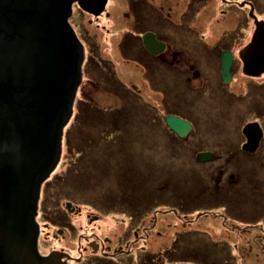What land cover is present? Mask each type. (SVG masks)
Here are the masks:
<instances>
[{
    "label": "rangeland",
    "instance_id": "obj_1",
    "mask_svg": "<svg viewBox=\"0 0 264 264\" xmlns=\"http://www.w3.org/2000/svg\"><path fill=\"white\" fill-rule=\"evenodd\" d=\"M211 1L220 17L219 11L225 5L221 0ZM257 3V12L264 16V0ZM184 8L185 4L180 10ZM230 16L229 20L219 23L218 30H194L202 32L203 40L192 30H169V33L180 31L186 36L184 41L179 34L181 48L185 58L203 71L205 86L193 89L187 81L181 80L183 72L177 71V75L169 71L157 85L166 92L165 99L149 87L146 75L140 74L134 66L136 61L127 60L129 57L120 51L119 30H80L78 39L83 47V61L73 117L65 129L59 160L42 181L44 196L47 188L50 190L49 208L55 210L53 216L58 219L61 215V221L53 223L70 224L71 228L57 242L49 237L45 241L49 247L64 246L78 256L83 239L109 236L114 241L125 240V236L131 238L137 228L141 236H147L146 245L153 247L154 258L163 259L162 264L184 258L180 256L192 259L188 252L196 253L200 249L196 242L202 244L201 255L207 258L205 264H264V146L253 155L247 154L237 143L241 136L236 131L248 119L257 116L264 119V84L260 96L253 93L240 97L239 92L247 85L243 81L233 82L228 87L233 93L228 91L216 81L213 54L208 47L223 36H229L230 41L226 42L232 46L246 42L249 35H245L244 30H224L230 21L236 20L237 14ZM83 18L86 21V15L80 19L83 21ZM228 32H232L231 37ZM101 56L110 70L104 68L99 72L95 69L94 59ZM259 80H264V74ZM131 83L139 84L140 88L144 84L141 93H135ZM84 105V113H80L79 119L75 118L80 106ZM116 110L124 118L121 127L111 122V114ZM162 114L180 115L193 125L183 137L173 135L165 128ZM69 130H72L71 144L67 140ZM107 130L117 133L111 135ZM102 132L107 135L105 140L114 136L112 143L118 148L123 145L120 149L123 157L116 154L117 157L110 156L106 163L97 164L103 168L91 167V158L100 157L96 154L98 145H86L82 157L81 149L76 148L83 144L80 139L84 134ZM200 151L213 152V158L197 160L196 154ZM127 158L135 159L142 183L139 189L130 190L128 195L134 199L128 202L125 198L129 197L116 180L121 173L120 165ZM104 168H108L107 174ZM123 168V171L130 170L125 163ZM58 178L64 179L62 185L54 184ZM252 179L257 180L255 185L262 190L256 195L257 202L253 199ZM44 196L40 191L39 214L45 211L48 203ZM66 201L79 210H69ZM258 215H261L260 220ZM40 218L48 223V231L55 232L48 217ZM180 231L186 236L177 244L178 254H171L174 259L161 258L166 255L164 248ZM81 234L85 235L82 240ZM142 254L136 253L135 257L139 260ZM119 256L117 253L116 257ZM127 256L121 254L122 264L127 263ZM129 257L133 260L132 255ZM94 258L91 261H96ZM193 259L190 264L199 262ZM83 262L75 264H87ZM145 264H152V261L147 260Z\"/></svg>",
    "mask_w": 264,
    "mask_h": 264
},
{
    "label": "water",
    "instance_id": "obj_2",
    "mask_svg": "<svg viewBox=\"0 0 264 264\" xmlns=\"http://www.w3.org/2000/svg\"><path fill=\"white\" fill-rule=\"evenodd\" d=\"M106 1L0 0V264H69L39 253L36 214L81 80L83 47L69 23L72 6L76 2L98 13ZM144 44L152 53L163 48L150 33ZM254 44L249 62L262 69L264 38ZM226 54L222 75L228 81L231 56ZM165 123L180 137L192 127L175 114L165 115ZM243 130L248 140L242 149L254 151L258 124L247 123ZM196 158L212 159L213 152L200 151Z\"/></svg>",
    "mask_w": 264,
    "mask_h": 264
},
{
    "label": "flooded vegetation",
    "instance_id": "obj_3",
    "mask_svg": "<svg viewBox=\"0 0 264 264\" xmlns=\"http://www.w3.org/2000/svg\"><path fill=\"white\" fill-rule=\"evenodd\" d=\"M221 1L225 7L219 11L220 17L218 16L216 6L211 5V0H107L104 9L98 13L88 11L75 2L72 6L69 23L72 29L77 33L75 34L78 38L81 36L80 30H119L120 33H118L119 37L117 44L119 45L120 51L129 57L127 60L133 58L136 61L134 66L138 69L140 74L146 75V79L150 84L149 87L158 92L162 99H165L166 92L157 85L161 79H164L169 71H173L175 74H177V71L179 73L183 72L184 74L181 76V80L187 81L193 89H199L205 86L203 71L199 66H196L192 60H187V58H185L183 48H181L179 34L183 37V40L186 36L180 31L169 33V30H192V33L203 40L204 35L202 32L193 31L218 30L219 23L229 20L231 18V13H236V20L230 21L229 27H225L224 30H244L245 35L248 34L249 36L245 43L239 44L238 46H232L226 42V40L230 41L229 36H223L224 38H219V41L214 40L210 43L208 47L213 54L212 66L214 70L216 68V81L230 92H232V89L231 87L228 89V87L233 82H246L247 85L245 89L239 92V96H251L254 95L253 93L260 96L263 93L262 84H264V80L260 82L259 79L264 74V67L261 69L249 62L250 57L255 53L252 47L255 46L254 43L256 39L259 37H261V39L264 38V16L257 12L258 0ZM183 4H185V8L180 10ZM83 15H86V21H84L83 18L84 22L80 19ZM107 24L108 27L106 26ZM76 30H79V32ZM146 33L154 35L155 40L163 43V48L158 53H152L146 48L144 44V35ZM228 33L231 37L232 32ZM94 34L95 33L91 34V36ZM224 52L231 56L229 67L230 78L228 81H225L222 75V54ZM94 61V66H96L95 69L97 71L102 72L104 68L110 70V65L106 64V59H103L102 56L100 59H94ZM174 79L178 82L175 77ZM131 85L135 93H141V89L144 88V84L142 88H140V86L137 87L139 85L137 83H131ZM161 105H164V103ZM156 109L158 108H153L155 111ZM165 115L167 114L161 115L164 122ZM158 116L160 117V115ZM182 118L187 119L185 117ZM189 122L193 125L191 121ZM251 122H256L258 124L260 136L258 145L254 151L243 149L249 155L255 154L260 146H264V119L259 116L248 119L244 121L242 125L240 124L239 128L236 130L237 134L241 136V139L239 138L240 140L238 139L237 143H240V147H242L248 140L243 127L245 124ZM63 180V178H58L54 184L60 183L62 185ZM256 183H258L257 180L253 182V185ZM43 184L40 189L42 197L44 196ZM257 188L260 189V187H256V185L252 188L253 193H255L253 199L256 198L257 194L262 193V190L260 189L257 191ZM49 197L50 190L47 188L44 196V199L48 202L45 211L39 214V208H37L36 214V221L38 224L37 247L41 255L50 254L53 259L69 264H75L81 260H84L87 264H122L123 260L120 259L121 254L126 253L128 254L126 264H145L147 260H151L152 264L156 262H161L160 264L163 263V259H159V256L154 258L153 247H147L148 244L146 245L147 236H141L136 227V229L133 230V236L131 238L125 236V240L116 239L117 241H114L112 238L110 239L109 236H104L102 238L94 236L92 238L83 239V242L80 241L78 256H74L73 253L64 246H59L58 248L49 247V245L45 243L49 237L55 239L57 242L67 231L69 232L71 228L70 224L56 225L53 223L55 221H61V215H59L60 218L58 219L53 216L55 210L49 208L51 204V202H49ZM41 199L42 198L39 196L38 207L40 206ZM253 199L251 201L255 202ZM66 202L70 203L69 210H79L72 202ZM61 213L64 214V212ZM40 217H48L49 219L47 221H50L52 225H54L55 232L51 233V231H48V223L41 220ZM257 217L259 219L261 215ZM152 225L153 224H151V226ZM50 233L51 236L49 235ZM181 235L182 231L178 232L177 236H174L170 242L171 244L169 243L163 250L166 255L161 256V258L167 257V259H169L168 256H170V254L176 253L177 250L171 247L175 246V244L180 241ZM84 236L85 235L81 234L80 239ZM250 248H252V246H250ZM117 253L120 254L119 258L116 257ZM136 253H143L139 260L135 257ZM99 255H101L100 258H94ZM129 255L133 256V260H129V258H131ZM92 258L96 259V261H91ZM169 262L190 261L172 260Z\"/></svg>",
    "mask_w": 264,
    "mask_h": 264
},
{
    "label": "trees",
    "instance_id": "obj_4",
    "mask_svg": "<svg viewBox=\"0 0 264 264\" xmlns=\"http://www.w3.org/2000/svg\"><path fill=\"white\" fill-rule=\"evenodd\" d=\"M85 107V105L82 107V106H80V108H79V111L76 113V115L74 116L75 118H77V119H79V117L84 113V111H82V109ZM87 108H91V107H87ZM80 113H81V115H80ZM113 114H111L112 116H111V122H112V125L113 126H115V127H121L124 123V118L121 116L122 114H121V112H117V110L116 111H113L112 112ZM94 118H95V116H94ZM94 118H93V120H94ZM125 119H127V117H125ZM164 120V119H163ZM78 121V120H77ZM73 124H75L74 122L72 123V125ZM164 125H165V128L167 129V130H169V132H171L173 135H176L171 129H169L168 127H167V125H166V123L164 122ZM72 127V126H71ZM107 128V127H106ZM104 131H106V130H104ZM107 131H110V133H111V135H112V133L113 134H115V133H117L116 131L115 132H112L111 130H107ZM104 133L105 132H102V133H100V134H98V135H95V134H87V135H83V139H80V140H83V144L81 145V146H77V148L76 149H81V151H80V156L82 157V153H84V147L87 145H90V144H94V146H96V145H98V148H99V151H97L96 152V154H99L100 155V157L97 159L96 157H95V160H93L92 158H91V163L92 164H90L91 165V167H96V166H98L97 164L99 163V165H102L103 163H106L107 162V160L109 159V157L110 156H113V155H115L114 157H117V155L116 154H119V155H121L122 157H123V153L121 154V151H120V149L123 147V145L121 146V147H119L118 148V145H116L115 144V142H113L112 143V140L114 139H112V137H114V136H112L111 138H109V139H107V140H105L104 139V137H106L107 135H104ZM64 135H66V132L64 131ZM63 135V136H64ZM68 136H69V138L67 139L68 140V142H70V144H71V141H72V130H69L68 131ZM90 136H92V137H90ZM91 141V142H90ZM102 143H104V146H101L100 144H102ZM76 144H78V143H76ZM116 149H118V151L117 152H113V151H115ZM83 150V151H82ZM79 151V150H78ZM118 155V156H119ZM92 156V155H91ZM105 157H106V159H105ZM124 163L126 164V165H128V166H130V170H128V168H127V170L126 171H123V169H125V168H123V166H124ZM115 164H116V162H115ZM139 166V165H138ZM98 167H100V166H98ZM100 168H103V167H100ZM143 168H145V167H143ZM105 169V168H104ZM108 169V168H107ZM107 169H105V173L107 174V172H108V170ZM120 170H121V173H120V176L118 177V179H116V180H118L117 181V183L120 185V186H122V187H120L119 186V188L121 189V190H124L123 192L124 193H126L125 195L127 196V197H129L128 199H126L125 198V200L128 202V201H132V199H134V198H132V195L130 196V195H128V193L129 192H131L130 190L131 189H134V190H136V189H139L141 186H142V183H140V177H139V175L137 174L138 173V168H137V164H136V161H135V159L134 160H130L129 158H127V159H125L123 162H122V165H120ZM101 173H103V172H101ZM105 174V175H106ZM255 180H253L252 179V183L254 182ZM257 184V183H256ZM255 186V185H254ZM119 188H118V190H119ZM213 194L215 195V193H214V189H213ZM256 202H257V199L255 198L254 199ZM134 201V200H133ZM191 234H193V232H190ZM185 236H186V233H184V234H182L181 235V238H180V240H184V238H185ZM196 243H198V245L200 246V249L196 252V253H189L188 252V255L190 256V258L191 257H193V258H197V260H199V262L197 263V264H205L206 263V257H202V244L200 243V242H196ZM179 245V242L178 243H176L175 244V246H172V248H174L175 250H177V246ZM177 252V251H176ZM173 254V253H172ZM177 254H178V252H177ZM179 256V255H178ZM169 258H173V256L170 254V256H168ZM180 257H184V258H180V259H176V260H181V261H190V262H192V260H194L193 258L192 259H186V256H180ZM174 259V258H173Z\"/></svg>",
    "mask_w": 264,
    "mask_h": 264
}]
</instances>
